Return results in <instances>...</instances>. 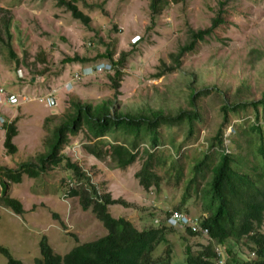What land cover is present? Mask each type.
I'll use <instances>...</instances> for the list:
<instances>
[{"label": "rangeland", "instance_id": "rangeland-1", "mask_svg": "<svg viewBox=\"0 0 264 264\" xmlns=\"http://www.w3.org/2000/svg\"><path fill=\"white\" fill-rule=\"evenodd\" d=\"M66 1L89 16L88 23L75 19L57 0H0V29L7 39L5 28L9 24L16 55L12 58L8 47L0 43V89L7 93L6 100L0 104V168L17 169L24 162H36L48 150L54 127L72 109L74 101L95 105L111 99L114 107L123 112L148 113L162 109L175 114L181 107L189 108L188 94L193 86L197 90L216 87L222 91L220 94L227 93L230 98L239 95V99L260 100L263 97L264 0H161L159 13L151 7L153 0ZM222 3L224 24L181 57L178 70L167 72L175 64L174 55L189 42V28L210 27ZM134 36L141 38L135 44L131 42ZM108 51L113 53L112 60L124 58L121 67L124 76L119 89L113 87L109 77L113 67L76 80L75 73L87 65L74 61L75 56L95 58ZM112 60L104 57L97 62L111 64ZM161 73L164 75L158 76ZM47 98L54 99L51 107L46 105ZM200 100L205 122L198 126L192 144L181 149V153L187 150L185 159L181 157L187 179L193 176L189 163L202 150L214 162L219 156L218 151L209 149L208 138L217 134L222 124L221 98L211 92ZM240 114L249 118L246 121L256 120L252 109ZM259 117L264 126V110ZM244 121L230 114L229 125L224 127V145L229 153L248 154L246 163L251 164L250 152L258 139L239 135V125ZM13 122L18 130L13 139L17 152L8 154L4 148L5 127ZM248 126L249 123L245 125ZM103 140L115 143L113 138ZM183 141L184 137L178 134L176 142ZM84 144L83 137L71 138L62 153L87 172L90 183L98 186L101 194L109 193L112 198H122L129 204L111 206L109 211L114 217H124L142 230L156 227V216L150 214L164 213L181 203L185 185L183 181L167 180V164L153 167L163 178L159 193L154 187L144 190L136 179V172L147 159L144 152L147 143L134 151L137 159L126 169L98 160L86 152ZM150 153L156 154L153 159L159 163L158 160L171 159L169 154L173 152L170 146L162 145L150 149ZM176 157L180 158V154ZM210 175L208 171L201 189ZM71 179L66 161L36 178L23 174L20 183L9 180L4 170H0V181L8 185L5 194L19 199L24 207L23 214H16L8 206L0 205V247H7L25 263L35 264L36 258L41 257L44 239L55 252L64 255L76 244L106 234L102 221L91 208L83 210L77 198L66 197L70 187L81 190L85 186L84 183L69 186ZM1 185L4 184L0 182V196ZM191 196L196 194L191 192ZM203 206L201 200H189L182 211L207 216ZM183 234L184 238L176 235L169 244L161 243L154 255L157 259L153 261L162 263L169 247L173 264L177 258L185 264L188 253L200 247L198 242L207 243L202 237ZM186 245L192 248L185 255ZM0 264H8L1 252Z\"/></svg>", "mask_w": 264, "mask_h": 264}, {"label": "trees", "instance_id": "trees-1", "mask_svg": "<svg viewBox=\"0 0 264 264\" xmlns=\"http://www.w3.org/2000/svg\"><path fill=\"white\" fill-rule=\"evenodd\" d=\"M57 2L66 6L75 19L88 23L89 16L77 5L66 0H57ZM161 5V0H153L151 7L156 13H159ZM221 5L223 7L220 9L219 15L212 19L210 27L199 30L189 28V42L174 55L175 64L170 66L167 72L178 70L181 65V57L192 51L198 41L205 40L220 25L224 24L222 15L225 13L224 3ZM5 32L7 39L4 38L0 29V43L8 47L9 54L14 58L16 55L12 50L9 24L6 25ZM104 57L112 60L113 53L108 51L95 58L75 56L73 59L84 63V65L94 66L98 59ZM111 62L114 72L109 77L113 82V87L119 89L124 76L121 69L124 58ZM161 75L164 73L158 76ZM190 89L189 108L181 107L175 114L165 113L162 109L152 110L148 113L123 112L114 107V100L111 99L95 105L74 101L72 109L54 127L48 142V150L40 154L36 162H24L17 169L0 168V170H4L5 177L20 183L23 174L30 178H36L49 172L52 166H58L66 161V168L73 176V179L69 180V186L71 182L74 185L79 183L85 185L80 188L81 190L70 187L67 197L77 198L83 210L91 208L105 227L106 234L95 240L76 244L64 255L55 252L44 239L41 242V257L36 258L35 264H156L152 259L151 252L161 243L168 242L167 235L172 233L163 217V215L169 214L168 211L157 215L150 214L151 217H159L161 224L159 227H145L142 230H139L124 217H114L109 211L111 206L124 205L126 207L129 204L122 198H112L109 193H99V187L90 183L87 172L62 153L64 147L69 146L71 138L74 137L85 138L83 147L87 153L100 161H109L115 168L120 169H126L134 163L137 159V153L134 151L141 144L147 143L148 148L144 149L147 159L135 174L144 190L148 191L154 187L159 193L158 189L163 178L154 171L153 167L156 164H167V180L183 181L182 184L186 189L183 192L181 203L173 210L182 211L186 208L189 200L204 202V213L208 215L204 216L200 224L209 231L208 235H204L209 244L208 242L206 244L198 242L201 248L191 252H189L191 247H187L185 255L189 253L186 259L184 258L185 264H216L215 262L219 259L224 260L226 264H236V256L244 250L254 251L258 256L257 261L249 264H264V233L261 231L264 222V126L259 117V114L264 110V92L260 100H244L243 98L239 99V95L230 98L227 93L220 94L222 91L216 87L197 90L193 86ZM211 92L219 94L221 98L219 109L222 124L217 134L208 138L209 149L218 151L219 156L214 162L212 156L202 150L199 157L197 156L189 163L193 176L187 179L183 175L181 158L185 159L187 150L181 153V149L192 144V137L198 134V126L204 124L205 112L200 104V99L203 95H208ZM249 109H252L253 116L256 117L254 122L246 121L249 118L240 114ZM230 114L245 120L239 125L241 128L239 135H251L253 139H258V142H253L254 149L250 152L252 155L251 164L246 163L248 154L229 153L224 145V127L229 125ZM248 123L249 126L245 127ZM5 129L4 148L8 154H15L17 147L13 143V139L18 134L16 122L9 124ZM178 134L184 137L182 143L176 142ZM106 138H113L115 143L112 140L109 142L103 140ZM162 145L170 146L173 153L169 154L171 159L167 158L168 161L166 159L158 160L159 163H157L153 159L156 154L150 153V149L159 148ZM240 146L242 147L241 144ZM177 154H180V158L176 157ZM208 171L211 175L208 176L201 189V182L207 176ZM0 182L4 184L1 185L0 205L8 206L16 214H23L22 202L6 195L8 185L4 180ZM191 192H194L196 197H192ZM200 192H204V194H200ZM187 232L192 237H204L200 231L188 230ZM243 240H248L249 247L242 248ZM216 244L218 251L214 250ZM181 249H183V245H181ZM0 252L7 257L8 264H29L16 258L7 247L1 246ZM165 253L163 264H173L169 247ZM176 260L183 264V259L177 258Z\"/></svg>", "mask_w": 264, "mask_h": 264}, {"label": "clouds", "instance_id": "clouds-1", "mask_svg": "<svg viewBox=\"0 0 264 264\" xmlns=\"http://www.w3.org/2000/svg\"><path fill=\"white\" fill-rule=\"evenodd\" d=\"M111 64H109V63L106 64L104 62H97L94 66H91V65L84 66L81 69L80 72H76V73H79L81 75L82 79H83L85 77H90V76L98 73L99 71L104 70L105 68H106L105 69L106 71H110L112 69V65ZM6 98H7V93H3L0 96V104H2L6 100ZM67 195H68V193L66 194V197H67ZM73 198L74 197H68V200L73 199ZM167 211L169 212V214L167 216L163 215V217L165 218V224L170 227V229L172 230V233H169L167 235L168 242H164V243L169 244V241H171V238H173L176 235H178L180 238H184L183 232L188 234V232H187L188 230L200 231L203 236L204 235H208V233H209L208 229L207 228H203L201 226V224H200V222L204 218V216L203 217L194 216V215H191L190 213H187V212H184V211L173 210L172 208L167 210ZM188 219H191L192 221H196L197 222V229H193V224ZM154 224L156 225V227H159L160 224H161V219L159 217H156L155 220H154ZM262 226H263V224H262ZM262 226H261V231L264 233V230H263ZM202 238H204L205 240L207 239L205 236L202 237ZM206 242H208V244H209L208 239L206 240ZM242 243H243L242 248L243 247H249L248 246V240H243ZM186 246L187 247H191V246H188V245H186ZM214 247H215L214 250L218 251L217 244L214 245ZM200 248H201V246L199 248H197V249H193L192 251L199 250ZM156 249H154L151 252L152 259H157V258L154 257ZM243 253H245V255L243 257H241V255H243ZM236 257H237V260L235 261L236 264H249V263H251L253 261H257V259H258V256L256 255V253L254 251H249V250H244V251L238 253V256H236ZM163 262L164 261L162 260V263H160V264H163ZM215 263L216 264H226V262L224 260H222V259L217 260Z\"/></svg>", "mask_w": 264, "mask_h": 264}, {"label": "built area", "instance_id": "built-area-1", "mask_svg": "<svg viewBox=\"0 0 264 264\" xmlns=\"http://www.w3.org/2000/svg\"><path fill=\"white\" fill-rule=\"evenodd\" d=\"M140 40V36H134L131 40L132 43H137L138 41ZM75 78L76 80H81L82 77L79 73H75ZM5 93L4 90H1L0 89V96ZM56 101V100H55ZM47 102L48 104H46L47 106L51 107L52 106V103H54V99L53 98H47ZM71 186H72V183H71ZM189 221L192 222L193 224V229H197V222L196 221H192L191 219H188Z\"/></svg>", "mask_w": 264, "mask_h": 264}, {"label": "crops", "instance_id": "crops-1", "mask_svg": "<svg viewBox=\"0 0 264 264\" xmlns=\"http://www.w3.org/2000/svg\"><path fill=\"white\" fill-rule=\"evenodd\" d=\"M69 86H71V85H69Z\"/></svg>", "mask_w": 264, "mask_h": 264}]
</instances>
